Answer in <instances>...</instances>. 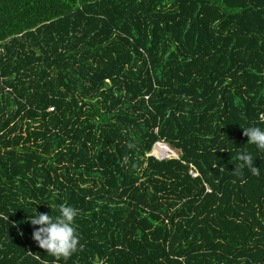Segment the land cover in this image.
I'll list each match as a JSON object with an SVG mask.
<instances>
[{"label":"trees","instance_id":"obj_1","mask_svg":"<svg viewBox=\"0 0 264 264\" xmlns=\"http://www.w3.org/2000/svg\"><path fill=\"white\" fill-rule=\"evenodd\" d=\"M248 126L264 0H0V264H57L23 221L61 204L82 248L58 264H264Z\"/></svg>","mask_w":264,"mask_h":264},{"label":"clouds","instance_id":"obj_2","mask_svg":"<svg viewBox=\"0 0 264 264\" xmlns=\"http://www.w3.org/2000/svg\"><path fill=\"white\" fill-rule=\"evenodd\" d=\"M243 135L247 143L255 145L258 150H264V129L257 126L243 127ZM237 159L241 161L240 169L249 168L253 174H258L259 169L253 166V157L248 153H240ZM35 211L28 215L26 221L32 227L31 239L38 248L43 249L47 255L58 262L67 260L82 248L80 237L74 221L78 210L70 205L59 206V216L53 217L48 213ZM4 219L8 220V216ZM23 235V232H20Z\"/></svg>","mask_w":264,"mask_h":264},{"label":"rangeland","instance_id":"obj_3","mask_svg":"<svg viewBox=\"0 0 264 264\" xmlns=\"http://www.w3.org/2000/svg\"><path fill=\"white\" fill-rule=\"evenodd\" d=\"M158 145H161V149H162V151H165V148H169V150H170V152H168V155L169 156H167V157H158L154 152H153V155H156V157H158V158H166V159H170V158H176V157H178L179 156V152L177 151V150H174L173 148H171L170 146H168V145H166V144H163V143H159ZM157 145V146H158ZM156 149V148H155ZM155 151V150H154ZM162 151H160V153L162 152Z\"/></svg>","mask_w":264,"mask_h":264},{"label":"bare ground","instance_id":"obj_4","mask_svg":"<svg viewBox=\"0 0 264 264\" xmlns=\"http://www.w3.org/2000/svg\"><path fill=\"white\" fill-rule=\"evenodd\" d=\"M158 145V144H157ZM155 146L154 147V149H153V152L158 156V157H167V156H169L168 155V152H170V150H169V148L167 149V148H165V151H162V149H161V145H158V146ZM156 148V149H155ZM155 150V151H154ZM160 151H162L161 153H160ZM153 154V153H152ZM156 155H154V156H156ZM157 157V158H158ZM160 159V158H159ZM161 159H164V158H161Z\"/></svg>","mask_w":264,"mask_h":264},{"label":"water","instance_id":"obj_5","mask_svg":"<svg viewBox=\"0 0 264 264\" xmlns=\"http://www.w3.org/2000/svg\"><path fill=\"white\" fill-rule=\"evenodd\" d=\"M152 153H153V152H151L150 156H154ZM157 159H159V158H157ZM159 160H163V159H159Z\"/></svg>","mask_w":264,"mask_h":264}]
</instances>
